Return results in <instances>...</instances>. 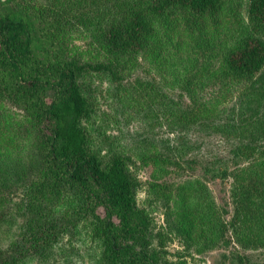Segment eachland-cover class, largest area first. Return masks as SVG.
<instances>
[{
  "label": "trees",
  "instance_id": "1",
  "mask_svg": "<svg viewBox=\"0 0 264 264\" xmlns=\"http://www.w3.org/2000/svg\"><path fill=\"white\" fill-rule=\"evenodd\" d=\"M37 5L68 7L87 50L56 55L59 19ZM176 32L187 37L185 46L171 47ZM155 35L160 41L150 50ZM143 53L144 63L164 59L182 69L193 114L235 101L224 122L200 126L237 136L221 177L231 181L243 241L262 251L264 264V0H0V264H170L165 244H154L150 212L139 204L142 183L131 159L101 156L81 125L94 114L98 86L126 90V78L142 65L119 59ZM88 74H96L95 88L84 80ZM173 189L151 184L148 202L166 207L169 232L201 239L207 220L197 190ZM84 227L95 245L90 259L77 242Z\"/></svg>",
  "mask_w": 264,
  "mask_h": 264
},
{
  "label": "rangeland",
  "instance_id": "2",
  "mask_svg": "<svg viewBox=\"0 0 264 264\" xmlns=\"http://www.w3.org/2000/svg\"><path fill=\"white\" fill-rule=\"evenodd\" d=\"M35 7L59 19L56 55L61 56L74 46L87 50L89 40L67 19L68 7L59 11L46 5ZM214 37L219 38L220 44L222 35L215 33ZM159 41L158 35L153 36L148 49L157 47ZM186 41L183 32H176L171 47L176 43L185 46ZM145 54L119 59L122 64L134 60L142 63L126 78V90H115L107 83L98 86L96 74L84 78L91 80L93 88L98 86L91 98L94 114L81 123L95 150L103 157L121 153L131 159L132 169L142 183L137 195L139 204L150 212L154 221V244H165L164 256L170 264H246L245 257L254 264H263L262 251L248 247L243 241L241 222L233 218L231 181L221 177L224 168L231 167L228 155L237 143V136L235 132L210 133L200 126L201 122L209 120L224 122L230 109L235 107V101L230 99L210 115L193 114L191 95L182 87V69H171L164 59L144 63ZM57 58L54 56L51 60ZM158 155L168 156L180 164L159 165L153 158ZM186 159H194L195 163H182ZM162 183L174 189L186 184L197 190V205L207 220L206 233L201 239L187 240L167 230L166 207L148 202L153 199L151 184ZM99 213L104 216L102 209ZM77 242L90 259L95 245L85 227L80 228Z\"/></svg>",
  "mask_w": 264,
  "mask_h": 264
}]
</instances>
